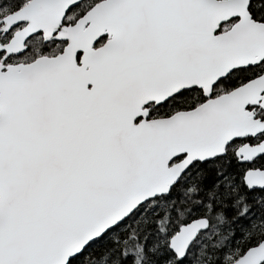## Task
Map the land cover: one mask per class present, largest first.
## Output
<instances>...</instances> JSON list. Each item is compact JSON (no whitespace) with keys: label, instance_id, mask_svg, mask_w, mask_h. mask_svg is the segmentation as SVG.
<instances>
[{"label":"snow or ice","instance_id":"6c2138e0","mask_svg":"<svg viewBox=\"0 0 264 264\" xmlns=\"http://www.w3.org/2000/svg\"><path fill=\"white\" fill-rule=\"evenodd\" d=\"M0 264H264V0H0Z\"/></svg>","mask_w":264,"mask_h":264}]
</instances>
